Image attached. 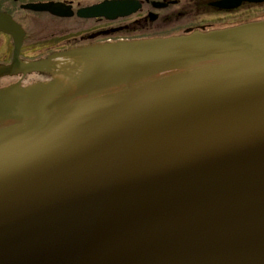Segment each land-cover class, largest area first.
I'll use <instances>...</instances> for the list:
<instances>
[{
	"label": "water",
	"instance_id": "1",
	"mask_svg": "<svg viewBox=\"0 0 264 264\" xmlns=\"http://www.w3.org/2000/svg\"><path fill=\"white\" fill-rule=\"evenodd\" d=\"M71 57L0 90V264H264V21Z\"/></svg>",
	"mask_w": 264,
	"mask_h": 264
},
{
	"label": "flooded vegetation",
	"instance_id": "2",
	"mask_svg": "<svg viewBox=\"0 0 264 264\" xmlns=\"http://www.w3.org/2000/svg\"><path fill=\"white\" fill-rule=\"evenodd\" d=\"M264 21V0H0V90L50 83L71 54Z\"/></svg>",
	"mask_w": 264,
	"mask_h": 264
}]
</instances>
